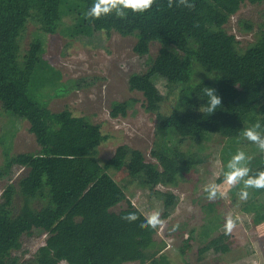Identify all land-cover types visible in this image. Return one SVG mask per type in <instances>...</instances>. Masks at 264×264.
I'll return each mask as SVG.
<instances>
[{"label": "trees", "instance_id": "16d2710c", "mask_svg": "<svg viewBox=\"0 0 264 264\" xmlns=\"http://www.w3.org/2000/svg\"><path fill=\"white\" fill-rule=\"evenodd\" d=\"M66 1L69 4L65 7L57 4L59 0H29L28 4L20 5L11 0L10 5L18 13L30 10L29 18L50 33L63 24V17L73 14L78 22L67 26L71 36L91 31L135 36L133 50L140 57L148 56L151 45L159 43L157 55L149 58L147 70L143 72L144 86L136 81L133 86L147 96L149 112L161 100L153 85L160 81L169 88L168 92L177 91V108L171 115L159 117L160 132L163 136L169 134L177 128L174 117H184L179 129L181 140H187L189 147L199 150L201 155L192 151L183 153L178 147L182 143L179 140L174 147L165 143L163 148L152 150L158 162L152 163L146 161L141 150L123 145L102 164L97 157L102 139L99 125L86 117L74 118L67 110L35 115L51 116L42 123L33 119V128H40V152L19 155L5 152L0 163V181L12 178L16 168L26 170L17 185L9 183L1 195L0 264H172L154 228L141 227L146 218L127 200L125 187L106 168L119 171L127 167L129 175L141 187L153 191L162 201V219L171 216L177 201L170 191H159L156 187L176 186L180 173L206 163L209 154H203L207 149L205 143L214 137L224 141L221 150L224 168L217 179L219 183L225 181L227 163L238 150L251 157L250 176L264 170V152L242 135L244 128L257 121L264 125V24L256 41L244 50L239 48L236 35L226 29L230 18L244 3L260 4L264 0H189L195 5L191 9L177 7L175 3L169 8L168 0H156L144 13L126 10L127 15L122 18L113 12L98 19L86 16L95 0ZM65 8L74 11H61ZM245 28L251 31L253 26L246 23ZM21 33L23 29H16L17 36ZM9 61L24 67L22 71L28 81L26 65L43 60L31 59L29 54L19 56L16 52ZM10 69L1 70L0 82V101L8 113L15 112L12 109L17 102L15 98L23 96ZM200 74L203 76L198 78ZM207 74L217 77L208 78ZM47 80L50 81L46 85L56 81L50 76ZM204 87L215 88L222 97V105L211 115L199 110L207 102ZM40 95L30 97L39 107L47 105L53 97L43 99ZM125 108L122 111L112 108L111 115L125 114ZM245 145L251 147L250 151ZM242 188L243 181L233 186V192H240ZM248 192L243 209L259 225L264 222V189L249 188ZM16 195L22 197L19 207L15 205ZM124 201L127 206L115 211ZM207 206L210 211L214 210V203ZM129 213H136L138 219L130 222L122 218ZM218 226L214 221L206 223L201 238H209ZM35 231L46 234V241L32 259L22 260L15 252L22 248V237ZM227 235L222 233L209 239L199 248V256L212 249L228 251L229 246L223 241Z\"/></svg>", "mask_w": 264, "mask_h": 264}, {"label": "rangeland", "instance_id": "374dc122", "mask_svg": "<svg viewBox=\"0 0 264 264\" xmlns=\"http://www.w3.org/2000/svg\"><path fill=\"white\" fill-rule=\"evenodd\" d=\"M29 0H15L16 5L28 4ZM59 0L58 5L65 7L66 0ZM0 82L1 70L10 69L14 73L15 82L22 88L23 96L15 98V112L8 113L0 101V163L8 152L10 155L35 154L40 152L39 126L34 129L33 119L37 123L44 122L48 113H62L69 111L72 117H86L95 125H99L102 137L97 150V157L102 164L112 157L117 148L127 145L141 150L147 162L158 163L151 154L154 149L163 148L167 143L174 147L181 134L184 117L175 116L176 129L169 134L162 135L159 128V117L171 115L177 108V91L168 92L165 83L157 82L153 87L161 96L156 108L149 112V100L143 91L133 86L136 81L144 86L143 72L147 70L149 58H154L160 48L155 42L151 45L150 54L140 57L133 48L135 36H122L112 31H91L90 34L79 33L69 35L67 26L76 24L75 16L63 17V24L57 26L56 32L43 31L42 27L29 18L30 10L20 13L12 10L11 0H0ZM14 4V3H13ZM56 4V5H57ZM61 11H74L63 9ZM27 12V13H26ZM24 19V21H23ZM251 24L253 29L247 31L245 24ZM264 24V2L252 4L246 2L240 10L230 18L226 29L236 35L239 48L246 49L258 37L260 26ZM16 29H23L24 33L17 36ZM13 47H15L13 49ZM19 47V48H18ZM18 48V49H17ZM17 49V50H16ZM29 54L32 59L43 60L26 65L28 81L22 68L10 63V58ZM56 79L55 84L46 85L47 77ZM200 74L198 78H201ZM208 78H216L208 75ZM42 81V82H41ZM41 82V83H40ZM44 88L40 87L43 86ZM41 94L43 99L53 96L47 105L37 106L30 97ZM125 114L111 115V109L122 111ZM162 115V116H159ZM35 116V117H34ZM170 117V116H167ZM172 120V119H171ZM178 146L183 152H199L191 149L186 140ZM208 159L206 163L198 165L188 171L180 173L176 186L158 185L156 190L171 192L177 201L171 216L162 219L163 203L153 191L141 187L139 181L129 175V169L116 171L106 168V171L125 187L127 200L136 207L144 217L159 212L161 225L154 228L156 238L165 245V253L172 264H264V222L256 225L253 215L244 211V201L240 200L239 191L233 192V186L224 182L219 183L224 164L221 150L224 147L222 138L214 137L205 143ZM244 148L250 151L251 147ZM183 152V153H184ZM200 153V152H199ZM251 154V153H250ZM249 154V155H250ZM201 155V153H200ZM26 173L24 168H16L14 176L0 181V202L4 188L9 183L17 182ZM215 183L224 193L215 199L209 200L205 186ZM214 203V210L210 211L208 203ZM22 204V197L16 195L15 205ZM127 206L124 201L114 208L115 211ZM231 215L236 226L223 239L229 250L217 252L209 250L201 257L198 254L200 247L209 239L226 232L227 219ZM217 217V218H215ZM214 221L219 226L215 232L203 240L200 236L202 227ZM178 225L175 231L174 227ZM194 230V232H192ZM193 237V239H192ZM47 235L35 231L32 235L22 237V248L15 254L22 260L32 259L35 252L46 241ZM203 240V241H202ZM139 264V263H126Z\"/></svg>", "mask_w": 264, "mask_h": 264}, {"label": "clouds", "instance_id": "9594fccd", "mask_svg": "<svg viewBox=\"0 0 264 264\" xmlns=\"http://www.w3.org/2000/svg\"><path fill=\"white\" fill-rule=\"evenodd\" d=\"M155 2L156 0H95L93 6L86 13V16L98 19L101 15H108L115 12L117 17L122 18L127 15L126 10H131L134 13L147 12ZM174 3L177 7L184 6L190 9L195 7L189 0H168V7L171 8ZM202 91L204 96L207 97V102L201 105L199 110L211 115L222 105V97L212 87H204ZM242 135L247 141L255 144L261 152H264V125L259 121L244 128ZM250 161L251 157L243 150H238L227 163L228 171L225 172V183L235 186L243 181V188L238 193L240 200H247L249 198V188L264 189V170L259 171L255 176H250V168L248 166ZM205 192L208 194L207 198L209 200L215 199L218 194L220 196L224 195L220 190V186L215 183L206 185ZM122 218L130 222L138 219L136 213H129ZM161 224L160 213L155 212L146 217V223L141 224V227L156 228ZM235 226V220L229 215L226 223V232L230 234ZM176 228H178V225L174 227L173 231Z\"/></svg>", "mask_w": 264, "mask_h": 264}]
</instances>
